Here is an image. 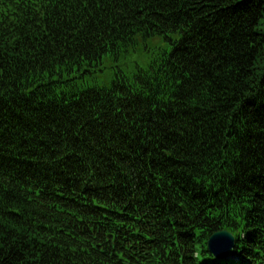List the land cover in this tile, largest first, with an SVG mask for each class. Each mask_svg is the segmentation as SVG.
Here are the masks:
<instances>
[{"label": "trees", "instance_id": "16d2710c", "mask_svg": "<svg viewBox=\"0 0 264 264\" xmlns=\"http://www.w3.org/2000/svg\"><path fill=\"white\" fill-rule=\"evenodd\" d=\"M0 264H264V0H0Z\"/></svg>", "mask_w": 264, "mask_h": 264}, {"label": "water", "instance_id": "95a60500", "mask_svg": "<svg viewBox=\"0 0 264 264\" xmlns=\"http://www.w3.org/2000/svg\"><path fill=\"white\" fill-rule=\"evenodd\" d=\"M234 236L227 230H220L212 233L207 241L206 248L208 253L215 259L226 258L234 247Z\"/></svg>", "mask_w": 264, "mask_h": 264}, {"label": "rangeland", "instance_id": "374dc122", "mask_svg": "<svg viewBox=\"0 0 264 264\" xmlns=\"http://www.w3.org/2000/svg\"><path fill=\"white\" fill-rule=\"evenodd\" d=\"M137 63L140 64L138 57L136 55H131V56L127 57L125 59V61L122 64H120V66H121L123 72L125 74L129 75L130 73H132L135 70V65ZM109 71H111V70H109Z\"/></svg>", "mask_w": 264, "mask_h": 264}]
</instances>
